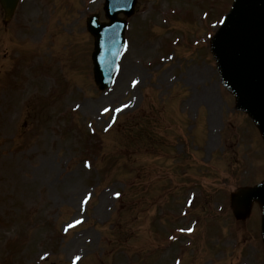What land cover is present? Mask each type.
<instances>
[{"label":"rangeland","instance_id":"obj_1","mask_svg":"<svg viewBox=\"0 0 264 264\" xmlns=\"http://www.w3.org/2000/svg\"><path fill=\"white\" fill-rule=\"evenodd\" d=\"M236 1L138 0L107 90L105 0L0 5V264H264V120L216 46Z\"/></svg>","mask_w":264,"mask_h":264},{"label":"water","instance_id":"obj_2","mask_svg":"<svg viewBox=\"0 0 264 264\" xmlns=\"http://www.w3.org/2000/svg\"><path fill=\"white\" fill-rule=\"evenodd\" d=\"M1 2L10 18L18 0ZM135 3L136 0H106L109 21L101 22L98 15L88 20V29L95 36L92 58L95 81L100 89L111 86L125 46L126 20L119 17V13L131 16ZM219 45L228 76L239 85L264 120V0H239Z\"/></svg>","mask_w":264,"mask_h":264},{"label":"snow or ice","instance_id":"obj_3","mask_svg":"<svg viewBox=\"0 0 264 264\" xmlns=\"http://www.w3.org/2000/svg\"><path fill=\"white\" fill-rule=\"evenodd\" d=\"M107 111V110H106Z\"/></svg>","mask_w":264,"mask_h":264}]
</instances>
